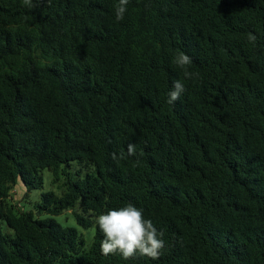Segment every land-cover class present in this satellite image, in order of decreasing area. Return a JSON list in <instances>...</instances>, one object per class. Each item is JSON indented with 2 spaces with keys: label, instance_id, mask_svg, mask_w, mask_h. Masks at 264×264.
<instances>
[{
  "label": "trees",
  "instance_id": "16d2710c",
  "mask_svg": "<svg viewBox=\"0 0 264 264\" xmlns=\"http://www.w3.org/2000/svg\"><path fill=\"white\" fill-rule=\"evenodd\" d=\"M32 4L0 0V264H264V0H129L122 21L119 0ZM73 161L61 196L11 204ZM129 202L158 260L101 254L94 218ZM76 206L88 248L54 219Z\"/></svg>",
  "mask_w": 264,
  "mask_h": 264
},
{
  "label": "clouds",
  "instance_id": "9594fccd",
  "mask_svg": "<svg viewBox=\"0 0 264 264\" xmlns=\"http://www.w3.org/2000/svg\"><path fill=\"white\" fill-rule=\"evenodd\" d=\"M51 4V0H48ZM129 0H119L115 10V19L122 21L125 18ZM24 4L33 7L32 0H24ZM250 42H255L257 37L249 34ZM174 63L183 70L186 79H191L193 74L188 71L191 58L184 52H178L174 57ZM184 84L179 80L173 82L172 90L168 93V104H174L184 93ZM136 147L133 144L127 146V156H136ZM120 158H124L121 155ZM113 159H117L113 154ZM138 162V160H137ZM95 224L103 234L100 242V251L104 256L119 255L124 260L136 257H147L158 260L165 249L164 231L158 230L151 219H146L142 208L129 202L126 206L112 208L94 218Z\"/></svg>",
  "mask_w": 264,
  "mask_h": 264
},
{
  "label": "rangeland",
  "instance_id": "374dc122",
  "mask_svg": "<svg viewBox=\"0 0 264 264\" xmlns=\"http://www.w3.org/2000/svg\"><path fill=\"white\" fill-rule=\"evenodd\" d=\"M88 169L83 165L73 161L68 167H63L60 169L58 178H55L52 173L48 170L41 171L42 177V188L33 189L29 192H26L25 188L20 185L16 187L15 190L11 192V204L16 206L19 210L23 211H32L35 213L37 205L41 202V194L44 192H53L57 196H61L63 189L62 184L66 179L75 180L82 178L86 175ZM26 194L24 200L21 198ZM80 213V208L76 206L73 210L65 211L59 216L54 217V219L64 227H72L78 230L85 240V248H88L93 235H94V226L85 230L78 226L74 213ZM36 215V214H35ZM40 218H46L45 215L40 216ZM0 230L3 234H11L12 231L6 227L4 223L0 224Z\"/></svg>",
  "mask_w": 264,
  "mask_h": 264
}]
</instances>
